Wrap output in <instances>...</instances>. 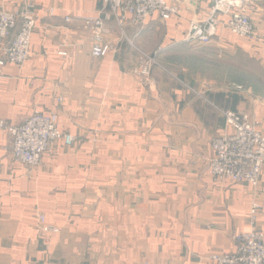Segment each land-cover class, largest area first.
<instances>
[{
    "label": "crops",
    "instance_id": "crops-1",
    "mask_svg": "<svg viewBox=\"0 0 264 264\" xmlns=\"http://www.w3.org/2000/svg\"><path fill=\"white\" fill-rule=\"evenodd\" d=\"M167 1L177 16L137 23L126 15L122 34L101 0H32L30 55L0 65V119L55 112L75 141L56 140L30 166L11 160L0 129V264H217L208 254L234 250L233 235L249 229L264 168L256 186L233 183L214 178L209 159L212 138L226 130L221 109L248 112L264 133V86L205 71L237 54L264 70V44L225 28L208 44L182 42L212 0ZM99 14L110 49L93 57V28L64 17ZM250 14L264 36V0ZM124 35L148 53L160 48L165 69L140 75V53ZM39 215L57 231H43ZM257 228L264 232V216Z\"/></svg>",
    "mask_w": 264,
    "mask_h": 264
},
{
    "label": "built area",
    "instance_id": "built-area-1",
    "mask_svg": "<svg viewBox=\"0 0 264 264\" xmlns=\"http://www.w3.org/2000/svg\"><path fill=\"white\" fill-rule=\"evenodd\" d=\"M101 2L115 17L122 34L126 15H129L132 22L143 23L153 14L166 20L180 13V8L167 0ZM253 2L254 0H212L207 15L191 21L182 42L208 44L214 40L220 28H225L240 37L264 44V36L255 28L250 14ZM49 14L52 15L53 12L49 11ZM73 18L93 28L90 54L93 57L106 55L110 44L104 38L107 32L105 18L100 14L95 17L66 15L64 20L69 22ZM36 19L32 0H24L13 10H8L0 4V65H22L28 59ZM124 38L140 53V75L148 76L156 66L165 69L158 61L160 48L148 53L139 49L126 35ZM184 85L198 97L204 98L203 92L195 91L185 83ZM220 112L224 116L226 130L211 140L213 154L209 159L210 173L221 181L256 186L264 168V133L246 111L221 109ZM0 129H3L9 138L11 160L30 166H37L56 140L62 139L66 145L75 141L73 135L59 129L55 112L35 110L18 124L0 119ZM260 216H264V199L251 203L248 211L249 229L233 235L234 250L209 253L207 258L217 264H264V232L257 228ZM39 219L43 231H57L44 223L43 215H39Z\"/></svg>",
    "mask_w": 264,
    "mask_h": 264
},
{
    "label": "rangeland",
    "instance_id": "rangeland-1",
    "mask_svg": "<svg viewBox=\"0 0 264 264\" xmlns=\"http://www.w3.org/2000/svg\"><path fill=\"white\" fill-rule=\"evenodd\" d=\"M222 58L212 67L206 69L205 73L225 77L230 79L231 82L241 84L244 87L248 83L253 84L256 88L264 86V70L258 60L239 54L235 57L232 56L230 59H228V56Z\"/></svg>",
    "mask_w": 264,
    "mask_h": 264
}]
</instances>
